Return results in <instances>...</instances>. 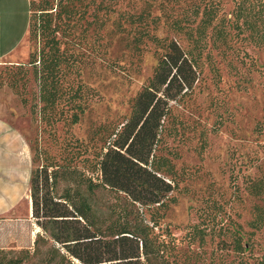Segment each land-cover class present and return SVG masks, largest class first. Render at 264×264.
<instances>
[{
    "label": "rangeland",
    "instance_id": "rangeland-1",
    "mask_svg": "<svg viewBox=\"0 0 264 264\" xmlns=\"http://www.w3.org/2000/svg\"><path fill=\"white\" fill-rule=\"evenodd\" d=\"M50 2L59 71L47 73L49 46L30 25L0 62V116L22 133L35 170L48 166L53 176L41 181L40 195L56 201L79 192L104 227L154 226L160 264H264V226H255L264 217V0ZM59 3L71 16H59ZM173 40L197 62L198 80L173 103L156 153L174 183L167 206L90 191L82 177L100 183V156ZM44 78L60 97L47 108ZM54 245L33 217L31 190L0 217V264L22 251L30 254L26 264L64 261L52 258Z\"/></svg>",
    "mask_w": 264,
    "mask_h": 264
},
{
    "label": "trees",
    "instance_id": "trees-1",
    "mask_svg": "<svg viewBox=\"0 0 264 264\" xmlns=\"http://www.w3.org/2000/svg\"><path fill=\"white\" fill-rule=\"evenodd\" d=\"M49 3L50 0H30V31L32 37L46 39L52 58L44 63V68L49 75H55L62 61L58 55L59 42L56 37L51 38L52 31L57 30L53 27L54 15L49 13L55 6ZM58 11L60 17L63 12L71 16L61 3ZM204 23L210 25V19ZM197 80L195 59L177 41L167 43L152 78L133 99L130 116L114 130L100 156V183L85 175L82 177L90 191L103 187L125 194L133 204L167 206L174 183L165 177L156 153L172 115L173 103L192 91ZM42 83L44 108L54 106L60 98L58 90L47 84L45 78ZM32 160L33 217L55 243L52 258L59 256L64 260L56 264H160L156 261L160 259V242L156 247L151 239L154 226L112 222L104 227L89 199L79 192L75 195L68 191L56 201L41 196V181L49 182L53 176L48 173V166L35 170L33 157ZM255 226L263 227L264 217L260 216ZM237 248L242 249L240 242ZM21 253L23 256L6 264H26L30 254Z\"/></svg>",
    "mask_w": 264,
    "mask_h": 264
},
{
    "label": "crops",
    "instance_id": "crops-1",
    "mask_svg": "<svg viewBox=\"0 0 264 264\" xmlns=\"http://www.w3.org/2000/svg\"><path fill=\"white\" fill-rule=\"evenodd\" d=\"M30 25V0H0V62L20 47ZM33 160L20 130L0 116V217L16 210L30 192Z\"/></svg>",
    "mask_w": 264,
    "mask_h": 264
}]
</instances>
